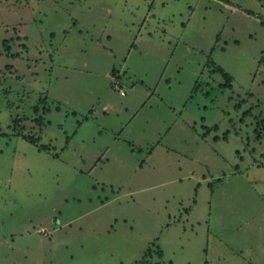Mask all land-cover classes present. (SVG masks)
Returning <instances> with one entry per match:
<instances>
[{"label": "rangeland", "instance_id": "1", "mask_svg": "<svg viewBox=\"0 0 264 264\" xmlns=\"http://www.w3.org/2000/svg\"><path fill=\"white\" fill-rule=\"evenodd\" d=\"M242 10L0 0V264H264V12Z\"/></svg>", "mask_w": 264, "mask_h": 264}, {"label": "crops", "instance_id": "2", "mask_svg": "<svg viewBox=\"0 0 264 264\" xmlns=\"http://www.w3.org/2000/svg\"><path fill=\"white\" fill-rule=\"evenodd\" d=\"M223 1V3L225 5H236L237 7L240 8H246L247 6H253L258 8V10L263 11L264 12V0H221ZM246 4V5H245ZM242 10V13L247 14L245 11ZM252 12H256V11H252ZM249 15V14H247ZM254 16H257L256 13Z\"/></svg>", "mask_w": 264, "mask_h": 264}, {"label": "trees", "instance_id": "3", "mask_svg": "<svg viewBox=\"0 0 264 264\" xmlns=\"http://www.w3.org/2000/svg\"><path fill=\"white\" fill-rule=\"evenodd\" d=\"M247 14H249V15H253V13L251 12V11H249V10H244ZM215 69H217L219 72H221L228 80L231 78V76L228 74V73H226V72H224L220 67H217V68H215ZM112 74L114 75V76H117V74H115V72H114V69L112 70ZM227 80V81H228ZM36 137V136H35ZM34 136H28L27 138H26V140H28L29 142H31V143H33V144H37L38 145V147H39V149H41V150H47L48 149V146L47 145H42V144H38V138L36 137L35 138Z\"/></svg>", "mask_w": 264, "mask_h": 264}, {"label": "built area", "instance_id": "4", "mask_svg": "<svg viewBox=\"0 0 264 264\" xmlns=\"http://www.w3.org/2000/svg\"><path fill=\"white\" fill-rule=\"evenodd\" d=\"M112 77H113L112 78V84L114 85V87L116 89H118L120 91L121 95H123L124 93H123V91L120 88V82H119V80L116 79V76H112Z\"/></svg>", "mask_w": 264, "mask_h": 264}]
</instances>
